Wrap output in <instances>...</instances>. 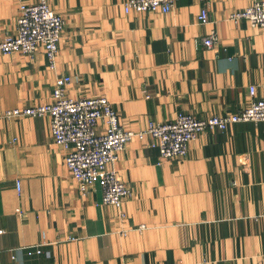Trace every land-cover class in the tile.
I'll return each mask as SVG.
<instances>
[{
  "label": "crops",
  "instance_id": "obj_1",
  "mask_svg": "<svg viewBox=\"0 0 264 264\" xmlns=\"http://www.w3.org/2000/svg\"><path fill=\"white\" fill-rule=\"evenodd\" d=\"M37 1L0 0V40ZM125 1L49 0L65 21L56 68L42 47L0 52V114L49 103L63 75L69 96H106L135 131L181 112L236 113L251 85L264 98V29L229 18L256 0H176L168 13H127ZM152 141L133 138L109 164L132 189L120 209L99 182L80 191L49 116L0 120V264H264V121L201 133L182 158Z\"/></svg>",
  "mask_w": 264,
  "mask_h": 264
},
{
  "label": "built area",
  "instance_id": "obj_2",
  "mask_svg": "<svg viewBox=\"0 0 264 264\" xmlns=\"http://www.w3.org/2000/svg\"><path fill=\"white\" fill-rule=\"evenodd\" d=\"M176 0H126L124 9L129 12H170ZM229 18L238 23L246 20L253 27L264 29V0H256L250 6L232 11ZM198 20L210 22L208 6L201 9ZM65 21L56 12L49 0L22 3L17 17L14 34L0 40V52L34 54L40 47L46 53L49 67L55 69L60 42L63 38ZM219 41L216 29L202 38V44L213 47ZM71 82L69 75L56 80L49 103L8 109L0 114V120L22 116H49L51 133L55 141L66 151L65 162L76 179L80 191L86 194L96 182L101 184L103 202L122 208L132 195V189L119 177L117 170L109 164L118 161L128 143L135 137H153L151 145L160 151L161 158L185 157L189 144L201 133L209 130H225L238 122L264 121V98L256 97V87L251 85L252 97L244 109L226 115L198 118L190 113H178L166 122H151L146 129L135 131L121 124L120 115L106 96L71 97L67 93ZM104 125V130L98 127ZM20 191V183H17ZM123 214V212H122ZM144 225L139 228H143ZM29 254H42V245L25 247Z\"/></svg>",
  "mask_w": 264,
  "mask_h": 264
}]
</instances>
